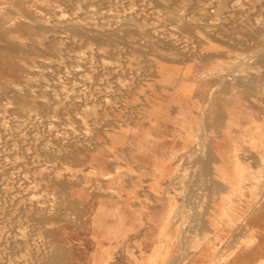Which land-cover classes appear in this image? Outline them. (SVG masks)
I'll return each mask as SVG.
<instances>
[{
    "label": "rangeland",
    "instance_id": "1",
    "mask_svg": "<svg viewBox=\"0 0 264 264\" xmlns=\"http://www.w3.org/2000/svg\"><path fill=\"white\" fill-rule=\"evenodd\" d=\"M145 1L139 0L138 3L137 0H0V18L3 19L0 25V92H2L0 115L3 116L2 118L0 116L2 119H0V141L3 142H0L1 155L3 152V155H0V173L2 172L0 186H4L0 187V247L3 244V248H0V264L3 262V264H48V256L52 251L56 252L60 259L55 264H264V157L257 151L242 148L239 141L240 134L254 129L255 123H262L264 126V96L261 94L264 88L262 72L264 52L259 51L264 44V25L262 26L264 0H244L245 2L239 0L240 11L249 5L248 9L243 10L244 13L248 11L245 13L248 17L246 18L241 11L234 25L226 14L218 13L217 9L211 7V2L214 0H209L210 2L199 0L196 4H188L189 2L184 0H147L146 3ZM137 3L140 4L139 7ZM254 3L259 5L253 6ZM206 4L210 6L207 7ZM206 7L209 10L206 11ZM13 11H17L18 14ZM207 12L208 15L205 14ZM128 13L134 14L131 16L132 23L127 25L116 23ZM73 16L77 17V21L80 19L81 27H70L69 24L64 23ZM79 16L83 17L82 20ZM224 16L226 20L221 18ZM253 16L256 18L253 19ZM30 18L34 19L33 22ZM134 18L136 19L133 20ZM209 19L213 22L221 21L223 25L218 22L212 23ZM83 20L87 23H83ZM44 21L49 23V26H46ZM253 23L257 25L254 26ZM148 24H151L150 27ZM157 24L160 28L168 25L169 27L164 30L166 33L160 31L164 28H157ZM102 25L105 28L109 25L113 26L114 31L109 33L102 28ZM172 33L176 35L172 37ZM162 35H165L166 40ZM225 36L228 37V41H225ZM172 43L173 45L170 46ZM254 44H261V47L259 45L261 49ZM247 49L251 53H248ZM157 61L169 65L168 71L174 73L173 82H165L164 77H158ZM238 61L242 64L239 62V65ZM82 62L83 65L87 62L86 67ZM60 64L62 68L59 67ZM66 66L69 70L64 68ZM230 66L232 72L229 71ZM260 70L262 74L258 72ZM48 74L49 76H46ZM249 77L254 78L253 85L249 83ZM50 79L53 82H50ZM176 85L184 89L180 97L182 105L170 104L166 112L176 115L179 108L183 113L184 108L193 107L195 108L193 115L198 119L196 127L184 125V128L183 125H175L177 128L165 127L172 130L168 131L169 134L167 131L149 133L147 131L149 124L146 122L148 109L143 110L142 95L147 94L149 101H154L160 97H167L171 88ZM187 86L189 90L186 89ZM83 95L84 97H81ZM88 99L91 101L88 102ZM195 103L197 105H194ZM13 106L17 107L13 108ZM9 121L11 125L8 124ZM230 122L234 123V126ZM188 129H196V132L183 131ZM20 131L25 132L19 134ZM114 131L121 133V140L111 147L109 135ZM190 133L207 134L202 141L211 156L210 166L216 165L220 159L217 148L221 143L223 149H220V154L226 161L232 160L229 145L234 142L236 144L234 143L232 147L236 145L241 148L240 153L243 157L241 156L240 159L244 158L246 171L248 172L249 169L245 159L254 165L253 172L257 176H244L247 185L245 195H232L234 202L240 206L241 214L234 226L229 223V214L223 213V209L220 211V222H222L220 224L218 222L205 229L192 223L193 212L199 207L201 188L198 185L197 172L193 169L194 163L189 159V154L194 149V142L188 139ZM142 135L144 137H141ZM139 141L141 145H152L154 148L138 150L135 145ZM14 151L16 152L12 153ZM26 154L29 155L28 158ZM18 160L22 163L19 164ZM154 165L161 167V170L165 167L167 173L166 176H161L159 184L154 187L157 191L148 186L150 176H133L137 171L151 172ZM13 172L16 176L12 174ZM114 173L121 175L113 176ZM211 177L216 182L220 181L223 186L222 176ZM27 179L30 181L29 184ZM253 185L256 186L258 197L252 200L249 187ZM215 188L208 191L204 210L210 209V205L216 204L218 197L223 195ZM140 200L144 201L141 207ZM225 204L227 206L228 201L224 202ZM25 229L29 233L35 231V235L33 232L30 234L25 232ZM15 253L17 255H14Z\"/></svg>",
    "mask_w": 264,
    "mask_h": 264
},
{
    "label": "bare ground",
    "instance_id": "2",
    "mask_svg": "<svg viewBox=\"0 0 264 264\" xmlns=\"http://www.w3.org/2000/svg\"><path fill=\"white\" fill-rule=\"evenodd\" d=\"M36 1V0H35ZM67 1V0H66ZM106 1V0H105ZM108 1V0H107ZM110 1V0H109ZM124 1V0H123ZM139 0H137V2H138ZM142 1V0H141ZM147 1V0H146ZM146 1H145V3H146ZM184 1H188L189 3L188 4H190V3H192V4H196V3H198V1L199 0H184ZM183 1V2H184ZM209 1V0H208ZM244 1V0H243ZM260 1V0H259ZM159 2V1H158ZM164 2V1H163ZM175 2V1H174ZM210 2V1H209ZM239 0H214L213 2H211L212 4H211V7L213 8H215V10L217 9V11H218V13H223V15L224 14H226V16H228L231 20H232V24L234 25V23L236 22V20L237 19H239V17H240V12L241 11H243L244 9H248L247 7L249 6V5H245V4H243L244 6H246V8H244V6H242L244 9H241V11L239 10ZM245 2V1H244ZM247 2V1H246ZM249 2H252V1H249ZM248 2V3H249ZM22 3V2H21ZM86 4L88 3V2H85ZM125 3V2H124ZM139 3V2H138ZM137 3V4H138ZM141 3V2H140ZM145 3H144V5H145ZM149 3V2H148ZM172 3V2H171ZM206 3V2H205ZM242 3V2H241ZM247 3V4H248ZM262 3H264V2H262ZM10 4V3H9ZM84 4V3H83ZM95 4V3H94ZM136 4V3H135ZM150 4V3H149ZM168 4V3H167ZM255 5H253V6H256V4H258V3H254ZM65 5V4H64ZM109 5V4H108ZM139 5L140 4H138L137 5V7H139ZM143 5V6H144ZM209 5V4H208ZM259 5V4H258ZM257 5V6H258ZM1 6V5H0ZM2 6H4L3 4H2ZM83 6V5H82ZM104 6H105V4H104ZM142 6V5H141ZM140 6V7H141ZM180 6V5H179ZM190 6V5H189ZM206 6H207V4H206ZM210 6V5H209ZM209 6H207V7H209ZM252 6V5H251ZM85 7V6H84ZM128 7V6H127ZM136 7V6H135ZM158 7V6H157ZM165 7H166V5H165ZM168 7V6H167ZM207 7H206V11L207 10H209V8L207 9ZM263 7V6H262ZM1 8V7H0ZM83 8V7H82ZM98 8V7H97ZM100 8V7H99ZM131 9H132V7H130ZM160 8V7H159ZM212 8H210V9H212ZM213 8V9H214ZM258 8V7H257ZM260 9H261V6L259 7ZM258 8V9H259ZM4 9V8H3ZM116 9V8H115ZM134 9V8H133ZM162 10H164L163 8H161ZM167 9V8H166ZM165 9V10H166ZM178 9V8H177ZM253 9H256V8H254L253 7ZM260 9H259V11H260ZM263 10H264V8H262ZM100 10V9H99ZM120 10V9H119ZM122 10V9H121ZM136 10H138V8H136ZM142 10H143V8H142ZM157 10H158V8H157ZM205 10V9H204ZM257 10V9H256ZM62 11V10H61ZM67 11H68V8H67ZM76 11H78V10H76ZM126 11V10H125ZM172 11V10H171ZM170 11V12H171ZM184 11V10H183ZM262 11V10H261ZM8 13H9V11H7ZM13 12H16L17 13V11H13ZM146 12V11H145ZM163 12H165V11H162V13ZM169 12V11H168ZM180 12V11H179ZM210 12V11H209ZM246 12H248L247 10L245 11V13ZM258 12V11H257ZM68 13H70V12H68ZM79 13H81V12H79ZM154 13V12H153ZM158 13V12H157ZM167 13V12H166ZM174 12H172V14H173ZM244 13V11H243V15L245 14ZM18 14V13H17ZM93 14V13H92ZM205 14H207L208 15V12L207 13H205ZM205 14H203V15H205ZM212 14V13H211ZM214 14V13H213ZM251 14V13H250ZM262 14H263V11H262ZM261 14V15H262ZM9 14H7V16H8ZM76 15V14H75ZM81 15V14H80ZM91 15V14H90ZM103 15V14H102ZM134 15V14H133ZM132 14H130V13H128V14H126L122 19H120V20H118L116 23L117 24H120V23H122V24H125V25H127V24H130V23H132V17L131 16H133ZM147 15H149V14H147ZM174 15H176V14H174ZM173 15V16H174ZM188 15V14H187ZM190 15V14H189ZM246 15V14H245ZM10 16V15H9ZM28 16V15H27ZM105 16H106V14H105ZM177 16V15H176ZM175 16V17H176ZM192 16V15H191ZM196 16V15H195ZM213 16V15H212ZM211 16V17H212ZM219 16V15H218ZM226 16H224V17H221V18H225ZM263 16H264V14H263ZM262 16V17H263ZM22 17V16H21ZM60 17V16H59ZM76 17V16H75ZM99 18H101L100 16H98ZM159 17V16H158ZM165 17V16H164ZM194 17V16H193ZM248 16L246 15V18H247ZM254 17L255 16H253V19H254ZM262 17H260L261 19H262ZM10 18H12L11 16H10ZM24 18H26V16L24 17ZM37 18V17H36ZM72 18H74V16L72 17ZM70 19V20H67V21H65L64 23H67V24H69L70 25V27L71 26H73V27H81L80 26V19H79V21H77L76 19H77V17L76 18H74V19ZM79 18H81L80 16H79ZM83 18V17H82ZM82 18H81V20H82ZM152 18V17H151ZM153 18H154V16H153ZM178 18H180L179 17V14H178ZM195 18H197V16L195 17ZM207 18H209V16H207ZM217 18H219V17H217ZM237 18V19H236ZM242 19H243V17H241ZM256 18V17H255ZM102 19V18H101ZM105 19V18H104ZM111 19V18H110ZM136 18H134L133 20H135ZM150 19V18H149ZM168 19V18H167ZM176 19H177V17H176ZM203 19V18H202ZM220 19V18H219ZM218 19V20H219ZM249 19H252V18H249ZM248 19V20H249ZM257 19H259V18H257ZM34 20V19H33ZM33 20H31V18H30V21H32L33 22ZM39 20V19H38ZM47 20V19H46ZM85 20V19H84ZM84 20L82 21L83 23H87V22H84ZM100 20V19H99ZM107 20V19H106ZM151 20V19H150ZM156 20V19H155ZM154 20V21H155ZM172 20V19H171ZM174 20V19H173ZM181 20V19H180ZM195 20V19H194ZM197 20V19H196ZM209 20H211V19H209ZM209 20H207V21H209ZM225 20H226V18H225ZM244 20V19H243ZM247 20V21H248ZM29 21V20H28ZM42 21V20H41ZM40 21V22H41ZM98 21V20H97ZM111 21H112V19H111ZM146 21V20H145ZM145 21L143 22V23H145ZM153 21V22H154ZM159 21V20H158ZM161 21H162V18H161ZM186 21H188V20H186ZM212 21V23H214L213 22V20H211ZM220 21V20H219ZM253 21H255V22H257L256 20H253ZM264 21V20H263ZM48 22V21H47ZM52 22V21H51ZM141 22V21H140ZM147 22H148V20H147ZM176 22V21H175ZM191 22V21H190ZM200 22V21H199ZM218 22V21H217ZM217 22H215V23H217ZM221 22V21H220ZM220 22H218V23H220ZM223 22V21H222ZM242 22V21H241ZM249 22V21H248ZM3 23V19H1L0 18V25ZM43 23H46V21H44ZM91 24H92V22H90ZM99 23V22H98ZM102 23V22H101ZM136 23V22H135ZM143 23H141V25L143 24ZM167 23V22H166ZM230 23V22H229ZM251 23H252V21H251ZM259 23V22H258ZM262 23V22H261ZM37 24V23H36ZM47 25L46 26H49L48 24L49 23H46ZM52 24H54V23H52ZM51 24V25H52ZM100 24V23H99ZM98 24V25H99ZM108 24H110L109 22H108ZM138 24V23H137ZM140 24V23H139ZM168 24V23H167ZM167 24H163V25H167ZM196 24V23H195ZM205 24V23H204ZM209 24V23H208ZM221 24V23H220ZM45 25V24H44ZM50 25V26H51ZM66 25V24H65ZM82 25V24H81ZM88 25V24H87ZM86 25V26H87ZM98 25H97V27H98ZM101 25V24H100ZM149 25V27H150V25L151 24H148ZM156 25V24H155ZM158 25V27L157 28H160L159 27V24H157ZM197 25V24H196ZM202 25V24H201ZM221 25H223V23L221 24ZM253 25H254V23H253ZM255 25H257V23H255ZM254 25V26H255ZM259 25V24H258ZM264 24H262V26H263ZM35 26V25H34ZM41 26V25H40ZM39 26V27H40ZM57 26H58V24H57ZM59 26H60V24H59ZM83 26H84V24H83ZM89 26V25H88ZM87 26V27H88ZM95 26V25H94ZM94 26H93V28H94ZM103 26V25H102ZM216 26H217V24H216ZM238 26V25H237ZM251 26V25H250ZM42 27V26H41ZM62 27V26H61ZM66 27V26H65ZM96 27V26H95ZM139 27V26H138ZM166 27H169L168 25L166 26ZM165 27V28H166ZM198 27H199V24H198ZM227 27H228V25H227ZM239 27V26H238ZM46 28V27H45ZM89 28V27H88ZM102 28H105L104 26L102 27ZM146 28V27H145ZM144 28V29H145ZM152 29H153V27H151ZM161 28H164V27H162L161 26ZM160 28V29H161ZM165 28L163 29V30H160V31H164L165 30ZM226 28V27H225ZM240 28V27H239ZM91 29H92V27H91ZM95 29H97V28H95ZM100 29V28H99ZM143 29V28H142ZM167 29V28H166ZM169 29V28H168ZM201 29H203V28H201ZM228 29V28H227ZM50 30V29H49ZM105 30L106 31H108L109 33H112L113 31H114V29H113V26H110L109 25V27H107V28H105ZM146 30H147V28H146ZM155 30V29H154ZM171 30H173V29H171ZM221 30V29H220ZM229 31H231L230 29H228ZM240 30V29H239ZM124 31V30H123ZM151 31V30H150ZM223 31H225V30H223ZM229 31H228V33H229ZM242 31V30H241ZM69 32V31H68ZM78 32V31H77ZM116 32V31H115ZM152 32V31H151ZM165 32V31H164ZM168 32V31H167ZM211 32H214V31H212L211 30ZM216 32H218V30H216ZM243 32V31H242ZM120 33H122V32H120ZM124 33H126V32H124ZM153 33V32H152ZM158 33V32H157ZM162 34H164L163 32H161ZM166 33V32H165ZM169 33H171V32H169ZM249 34H251L250 32H248ZM72 34V33H71ZM123 34V33H122ZM168 34V33H167ZM175 33H172V37H173V35H174ZM202 34V33H201ZM205 34V33H204ZM238 34V33H237ZM75 35V34H74ZM93 35V34H92ZM98 35V34H97ZM176 35V34H175ZM199 35V34H198ZM203 35V34H202ZM218 35V34H217ZM220 35V34H219ZM50 36V35H49ZM158 36V35H157ZM162 36H164V39H165V35H162ZM178 36V35H177ZM176 36V37H177ZM180 36V35H179ZM200 36V35H199ZM248 36V35H247ZM246 36V37H247ZM160 36H158V38H159ZM259 37V36H258ZM84 38V37H83ZM186 38V37H185ZM225 38H226V36H225ZM228 38V37H227ZM227 38H226V40L225 41H228L227 40ZM238 38H240V37H238ZM262 38V37H261ZM264 38V37H263ZM69 39V38H68ZM135 39V38H134ZM145 39V38H144ZM160 39V38H159ZM163 39V38H162ZM170 39V38H169ZM182 39V38H181ZM193 39V38H192ZM196 39V38H195ZM222 39V38H221ZM242 39V38H241ZM252 39V38H251ZM256 39V38H255ZM254 39V40H255ZM78 40H79V38H78ZM136 40H139V39H136ZM148 39H146V41H147ZM156 41L157 42V40L156 39H153V41ZM166 40V39H165ZM164 40V41H165ZM224 40V39H223ZM233 40H235V39H233ZM245 40V39H244ZM254 40H252V41H254ZM257 40V39H256ZM45 41H47V40H45ZM50 41H51V39H50ZM71 41H72V39H71ZM79 41H81V39L79 40ZM89 41V40H88ZM161 41V40H160ZM180 41V40H179ZM186 41H188V40H186ZM232 41V40H231ZM247 41H248V39H247ZM263 41V40H262ZM82 42V41H81ZM81 42H79V43H81ZM86 42V41H85ZM84 42V43H85ZM89 42H92L91 40L89 41ZM140 42V41H139ZM163 42V41H162ZM178 42V41H177ZM176 42V43H177ZM195 42V41H194ZM251 42V41H250ZM257 42V41H256ZM255 42V43H256ZM264 42V41H263ZM32 43V42H31ZM47 43V42H46ZM72 43V42H71ZM74 43H76V42H74ZM78 43V44H79ZM84 43H82L83 44V46H84ZM148 43V42H147ZM168 42H166V44H167ZM189 43H191V42H189ZM197 43V42H196ZM240 43H242L241 41H240ZM244 43V42H243ZM68 44H70V43H68ZM163 44H165L164 42H163ZM179 44H180V42H179ZM178 44V45H179ZM194 44V43H193ZM192 44V45H193ZM261 44H263V43H261ZM261 44H254L255 46H258V48H260L261 47ZM151 45V44H150ZM171 45H173V43L172 44H170V46ZM176 45V44H175ZM180 45H182V44H180ZM188 45V44H187ZM187 45H185V46H187ZM241 45V44H240ZM239 45V46H240ZM243 45V44H242ZM245 45V44H244ZM259 45H260V47H259ZM82 46V45H81ZM188 46H190V44L188 45ZM252 46H253V44H252ZM27 47L29 48V46L27 45ZM126 47V46H125ZM195 47V46H194ZM48 48H49V46H48ZM47 48V49H48ZM65 48V47H64ZM111 48V47H110ZM172 48V47H171ZM175 48V47H174ZM240 48V47H239ZM254 48V47H253ZM252 48V49H253ZM257 48V47H256ZM126 49V48H125ZM128 49V48H127ZM194 49H196V48H194ZM193 49V50H194ZM255 49V48H254ZM261 49V48H260ZM49 50V49H48ZM63 50V49H62ZM109 50V49H108ZM178 50V49H177ZM256 50H259V49H256ZM64 51V50H63ZM91 51H92V49H91ZM126 51V50H125ZM179 51V50H178ZM180 51H181V49H180ZM191 51V50H190ZM247 52H248V49L246 50ZM259 51H262V52H264V44H263V47H262V49L261 50H259ZM50 52H52V50L50 51ZM93 52V51H92ZM124 52V51H123ZM193 52V51H192ZM252 52H255V51H252ZM64 53V52H63ZM97 53V52H96ZM99 53V52H98ZM122 53V52H121ZM194 53V52H193ZM248 53H251V52H248ZM259 53V52H258ZM257 53V54H258ZM65 54V53H64ZM94 54H95V52H94ZM105 54V53H104ZM253 54V53H252ZM73 55V54H72ZM71 55V56H72ZM97 55V54H96ZM108 55H110V54H108ZM112 55V54H111ZM256 55V54H255ZM83 56V55H82ZM81 56V57H82ZM186 56V55H185ZM73 57V56H72ZM83 57H86V56H83ZM82 57V58H83ZM113 57V56H112ZM244 57H246V56H244ZM90 58V57H89ZM92 58V57H91ZM251 58V57H250ZM259 58V57H258ZM65 59H66V57H65ZM69 59V58H68ZM68 59H67V61L66 62H68ZM98 59V58H97ZM253 60H254V58H252ZM39 60V59H38ZM76 60V59H75ZM91 60V59H90ZM249 60V59H248ZM258 60V59H257ZM85 61H88V60H85ZM94 61H96V60H94ZM122 61H123V59H122ZM259 61V60H258ZM37 62V61H36ZM239 62L240 61H238L237 63L239 64ZM257 62V61H256ZM260 62V61H259ZM262 65H264V59L262 60ZM38 63V62H37ZM80 63H81V61H80ZM87 63V62H86ZM85 63V64H86ZM90 63V62H89ZM98 63H101V62H98ZM236 63V64H237ZM241 63V62H240ZM254 63V62H253ZM52 64V63H51ZM85 64L83 65V62H82V65L83 66H85ZM237 64V65H238ZM242 64V63H241ZM261 64V63H260ZM38 65H39V63H38ZM54 65V64H53ZM94 65V64H93ZM97 65V64H96ZM95 65V66H96ZM235 65V64H234ZM240 65V64H239ZM244 65V64H243ZM258 65V64H257ZM261 65V66H262ZM62 65L60 64V66L59 67H61ZM67 66H68V63H67ZM67 66L66 67H64V68H67ZM99 66V65H98ZM254 66H256V65H254ZM86 67V66H85ZM84 67V68H85ZM97 67V66H96ZM210 67V66H209ZM234 67H236V66H234ZM62 68V67H61ZM60 68V69H61ZM232 68H233V65H232ZM231 66H230V70L229 71H231ZM237 68V67H236ZM235 68V69H236ZM259 67L257 66V69H258ZM261 68V67H260ZM264 68V67H263ZM71 69H73V68H71ZM168 69H169V65L168 64H166L165 62H163V61H157V75H158V77H164V81L165 82H169V83H171V82H173V75H174V73H170L169 71H168ZM37 70V69H36ZM46 70V69H45ZM44 70V71H45ZM62 70V69H61ZM67 70H69L68 68H67ZM83 70V69H82ZM187 70H189V67H187ZM251 70V69H250ZM259 70V69H258ZM34 71H35V69H34ZM57 71V70H56ZM55 71V72H56ZM98 71V70H97ZM214 71H216V70H214ZM247 71H249V70H246V72ZM255 71V70H254ZM35 72H37V71H35ZM100 72V71H99ZM218 72V71H217ZM232 72V71H231ZM240 72V71H239ZM258 72H260V74H262L261 73V70L260 71H258ZM263 73H264V71H262ZM48 73H49V71H48ZM76 73V72H75ZM94 73H96V72H94ZM219 73L221 74V71L219 70ZM219 73H218V75H219ZM227 73H228V71H227ZM236 73H237V71H236ZM236 73H235V75H236ZM51 74V73H50ZM225 74H226V72H225ZM231 74V73H230ZM233 74V73H232ZM240 74V73H239ZM242 74V73H241ZM258 74V73H257ZM54 75H55V73H54ZM64 75V74H63ZM126 75V74H125ZM234 75V74H233ZM234 75V76H235ZM46 76H49V74L48 75H46ZM60 76H61V73H60ZM59 76V77H60ZM71 76V75H70ZM74 76H75V74H74ZM78 76V75H77ZM119 76V75H118ZM240 76V75H239ZM238 76V78H240ZM261 76V75H260ZM63 77V76H62ZM61 77V78H62ZM65 77V76H64ZM63 77V78H64ZM73 77V76H72ZM111 76H109V78H110ZM211 77V76H210ZM218 77V76H217ZM258 77V76H257ZM263 77H264V74H263ZM67 78V77H66ZM70 78V77H69ZM219 78V77H218ZM227 78V77H226ZM237 78V79H238ZM72 79V78H71ZM105 79V78H104ZM225 79V78H224ZM258 79H260V78H258ZM69 80V79H68ZM231 80V79H230ZM234 80H236V79H234ZM52 80L50 79V82H51ZM242 81H243V79H242ZM248 81H249V83H252V85H253V82L255 81L254 80V78L253 77H249V79H248ZM39 82H41V81H39ZM53 82V81H52ZM42 83V82H41ZM256 83V82H255ZM80 84V83H79ZM154 84V83H153ZM246 84V83H245ZM256 84H258V83H256ZM33 85H34V83H33ZM91 85V84H90ZM63 86V85H62ZM82 86V85H81ZM85 86V85H84ZM89 86V85H88ZM92 86V85H91ZM25 87V86H24ZM59 87V86H58ZM68 87V86H67ZM83 87V86H82ZM90 87V86H89ZM3 88V87H2ZM26 88V87H25ZM91 88V87H90ZM1 89V88H0ZM4 89V88H3ZM2 89V90H3ZM41 89V88H40ZM55 89V88H54ZM56 89H57V86H56ZM69 89V88H68ZM93 89V88H92ZM156 89V88H155ZM186 89L187 90H189L190 88H189V86H187L186 87ZM11 90V89H10ZM50 90V89H49ZM5 91V90H4ZM14 91V89H12V91L11 92H13ZM60 91V90H59ZM85 91V90H84ZM50 92V91H49ZM147 92V91H146ZM213 92V91H212ZM235 92V91H234ZM2 92H0V94H1ZM7 93V92H6ZM9 93V92H8ZM116 93V92H115ZM12 94V93H11ZM63 94V93H62ZM65 94V93H64ZM68 94V93H67ZM71 94V93H70ZM69 94V95H70ZM76 94V93H75ZM121 94V93H120ZM212 94V93H211ZM210 94V95H211ZM261 94H263V96H264V88H263V90L261 91ZM49 95V94H48ZM60 96H61V94H59ZM74 95V94H73ZM118 95V94H117ZM9 96V95H8ZM113 96V95H112ZM262 96V95H261ZM62 97V96H61ZM60 97V98H61ZM81 97H84V95L83 96H81ZM260 97V96H259ZM113 98V97H112ZM262 98V97H261ZM67 99V98H66ZM65 99V100H66ZM79 99H84V98H80L79 97ZM149 97H148V95L147 94H143L142 95V100H143V104H144V107H143V110L144 111H146L147 109L149 110V109H152V108H155L156 107V105L153 103V101H149ZM52 100H54V99H52ZM68 100V99H67ZM66 100V101H67ZM100 100H102V99H100ZM43 101V100H42ZM63 101H64V99H63ZM77 101V100H76ZM81 102H82V100H80ZM91 101V100H90ZM89 101V99H88V102H90ZM99 101V100H98ZM185 101V100H184ZM15 102H16V100H15ZM47 102V101H46ZM53 102H55V101H53ZM60 102V101H59ZM70 102V101H69ZM87 102V101H86ZM240 102V101H239ZM247 102V101H246ZM49 103H51V101H49ZM58 103V102H57ZM77 103V102H76ZM38 104H39V102H38ZM165 105V104H164ZM242 105V104H241ZM10 106V105H9ZM105 106V105H104ZM109 106V105H108ZM7 107V106H6ZM17 106H13V108H16ZM57 107V106H56ZM59 107V106H58ZM57 107V108H58ZM61 107V106H60ZM69 107V106H68ZM83 107V106H82ZM113 107V106H112ZM4 108V107H3ZM19 108V107H18ZM49 108V107H48ZM74 109V107H71V109ZM78 109H79V107H77ZM77 108H75V109H77ZM85 108V107H84ZM182 108V107H181ZM10 109H12V107L10 108ZM10 109H9V111H10ZM69 109V108H68ZM106 109V108H105ZM178 109V108H177ZM180 109V108H179ZM178 109V110H179ZM7 110V109H6ZM188 110V109H187ZM49 111H50V109H49ZM61 111V110H60ZM64 111V110H63ZM70 111V110H69ZM160 111V110H159ZM170 111V110H169ZM174 111V110H173ZM200 111V110H199ZM32 112V111H31ZM109 112V111H108ZM149 112V111H148ZM242 112V111H241ZM240 112V113H241ZM11 113V112H10ZM10 113H9V116H10ZM33 113H34V111H33ZM33 113H30V114H33ZM41 113H42V111H41ZM41 113H39V114H41ZM60 113V112H59ZM142 113V112H141ZM153 112H150V114H152ZM245 113V112H244ZM7 114V113H6ZM5 114V116L4 117H6L7 115ZM80 114V113H79ZM144 114V113H143ZM180 114V113H179ZM242 114V113H241ZM60 115V114H59ZM183 115V114H182ZM182 115H180V116H182ZM1 116V118L3 117L2 115H0ZM9 116H8V118H9ZM30 116H32V115H30ZM42 116V115H41ZM40 116V117H41ZM179 116V115H178ZM233 116V115H232ZM33 117V116H32ZM35 117V116H34ZM40 117H39V119H40ZM43 117V116H42ZM162 117V116H161ZM246 117H247V115H246ZM250 117V116H249ZM0 118V119H1ZM73 118H74V116H73ZM148 118V117H147ZM153 118V117H152ZM171 118V117H170ZM179 118V117H178ZM11 119V118H10ZM16 119V118H15ZM86 119V118H85ZM185 119V118H184ZM230 119V118H229ZM2 120V119H1ZM9 120V119H8ZM14 120V119H13ZM17 120V119H16ZM21 120V119H20ZM35 120V119H34ZM42 119H40L39 121H41ZM51 121H52V119H50ZM148 120V119H147ZM169 120V119H168ZM172 120V119H171ZM253 120V119H252ZM11 121V120H10ZM10 121L8 122V124L10 123ZM38 121V122H39ZM45 121V120H44ZM54 121H56V120H54ZM152 121V120H151ZM189 121V120H188ZM233 121V120H232ZM236 121V120H235ZM239 121V120H238ZM141 122V121H140ZM150 122V121H149ZM156 122V121H155ZM161 122V121H160ZM257 122V121H256ZM13 123V122H12ZM32 123H33V121H32ZM36 123V122H35ZM54 123V122H53ZM138 123V122H137ZM171 123V122H170ZM231 124H232V122H230ZM28 124H29V122H28ZM39 124V123H38ZM45 124V123H44ZM57 124V123H56ZM139 124V123H138ZM137 124V125H138ZM151 124V123H150ZM158 124V123H157ZM166 124H167V122H166ZM234 124V123H233ZM232 124V125H233ZM240 124V122L238 123V125ZM10 125H11V123H10ZM26 125V124H25ZM47 125V128H48V124H46ZM75 125H77V124H75ZM155 125V124H154ZM227 125H229V124H227ZM29 126V125H28ZM146 126H147V124H146ZM165 126V125H164ZM172 125H170V127H171ZM234 126V125H233ZM7 127V126H6ZM23 127V126H22ZM67 127V126H66ZM76 127H78L79 128V126H76ZM152 127V126H151ZM155 127V126H154ZM184 127V126H183ZM232 127V126H231ZM236 127H239V126H236ZM254 129H249V130H246L247 132H243V133H241L240 134V136H239V141H240V143H241V145L240 146H242V148L244 147H246V148H248V151H251V150H253V151H257V153H259V154H263L262 156L264 157V126H263V124L262 123H255L254 124ZM33 128V127H32ZM39 128V127H38ZM45 128V127H44ZM60 128V127H59ZM142 128V127H141ZM167 128H168V126H167ZM177 128V127H176ZM185 128V127H184ZM20 129H21V127H20ZM28 129V128H27ZM67 129V128H66ZM138 129V128H137ZM140 129V128H139ZM138 129V130H139ZM149 129V128H148ZM154 129V128H153ZM152 129V130H153ZM173 129V128H172ZM203 129V128H202ZM229 129V128H228ZM227 129V130H228ZM1 130H2V128H1ZM14 130V129H13ZM22 130V129H21ZM28 130H30V129H28ZM27 130V131H28ZM35 130V129H34ZM41 130V129H40ZM53 130V129H52ZM68 130V129H67ZM80 130V129H79ZM141 130V129H140ZM157 130V129H156ZM181 130V129H180ZM26 131V130H25ZM25 131H23V132H21L20 131V133L19 134H22V133H24ZM32 131H33V129H32ZM39 131V130H38ZM46 131V130H45ZM69 131V130H68ZM170 131H171V129H170ZM211 131V130H210ZM232 131V130H231ZM230 131V132H231ZM235 131V130H234ZM17 132H19V131H17ZM17 132H15V133H17ZM40 132V131H39ZM80 132V131H79ZM138 132V131H137ZM136 132V133H137ZM143 132H145V131H143ZM161 132H164V131H161ZM182 132V131H181ZM180 132V133H181ZM205 132V131H204ZM227 132V131H226ZM14 133V132H13ZM61 133H62V131H61ZM150 133V132H149ZM154 133V132H153ZM156 133V132H155ZM167 133H168V131H167ZM177 133V132H176ZM186 133V132H185ZM188 133V132H187ZM228 133V132H227ZM233 133V132H232ZM12 134V133H11ZM63 134V133H62ZM85 134V133H84ZM84 134H83V136H84ZM138 134V133H137ZM147 134V133H146ZM169 134V133H168ZM7 135H10V134H7ZM17 135H18V133H17ZM29 135H30V133H29ZM60 135V134H59ZM82 135V134H81ZM86 136H87V134H85ZM132 135H134V134H132ZM159 136H160V134H158ZM175 135H177V134H175ZM232 135V138L234 139V137H233V134H231ZM239 135V134H238ZM1 136V135H0ZM47 136V135H46ZM147 136V135H146ZM162 136V135H161ZM164 136H165V133H164ZM169 136V135H168ZM207 136V134H205V133H190L189 134V136H188V139H189V141H191V142H194V149H192L191 150V152H190V154H189V159L192 161V163H194V168L193 169H195L196 170V172H197V174H196V176H198V179H199V181H198V185H200V188H201V195L199 196V198H200V203H199V207H198V209L196 210V211H194L193 212V224H194V226H198V227H202V228H205V229H208V227H210V225H216L218 222H219V224L220 223H222V222H220L221 221V213H220V211L223 209V213H225V214H229V219H230V224L232 225V226H234L235 225V221L237 220V219H239L240 218V216H241V214L239 213L240 211H239V208H240V206L239 205H237L235 202H234V200H233V197H232V195H240V196H243V195H245V189H247V185L245 184V180L246 179H244V176H257V175H255V173L253 172V168H254V165H253V163L251 162V161H247V159H245V161L247 162L246 164L248 165V169H249V171L247 172L246 170H247V168L245 167V165H244V158L243 159H240L241 158V156L243 157V155H241V153H240V150H241V148H240V146H234V147H232V145L235 143H232L231 144V146L229 145V149H230V151L229 152H231L232 153V160L230 159V161H226L223 157H222V155L220 154L221 153V150L220 149H223V147H222V144L223 143H221V144H219V146H218V154H219V158L220 159H218L217 161H218V163L216 164V165H213V166H210L209 165V160H210V158H211V156H210V154L208 153V151L205 149V145H204V142L202 141L203 140V138L204 137H206ZM21 137V136H20ZM25 137V136H24ZM30 137V136H29ZM29 137H27V138H29ZM33 137V136H32ZM69 137V136H68ZM68 137H66V138H68ZM141 137H144L143 135L141 136ZM153 137H155V136H153ZM171 137V136H170ZM228 137V136H227ZM26 138V139H27ZM44 138H45V135H44ZM59 139H60V137H58ZM80 138V137H79ZM132 138V137H131ZM138 138V137H137ZM156 138V137H155ZM165 138V137H164ZM179 138V137H178ZM32 139V138H31ZM43 138H41V140H42ZM53 140L55 139V138H52ZM57 139V138H56ZM147 139V138H146ZM158 139V138H157ZM162 139V138H161ZM173 139V138H172ZM231 139V138H230ZM8 140V139H7ZM22 140V139H21ZM66 140V139H65ZM68 140V139H67ZM73 140H74V138H73ZM73 140H71V142L73 141ZM120 140H121V133L120 132H118V131H114V132H112V133H110V135H109V143H110V145H111V147L112 146H115L116 144H118L119 142H120ZM2 141V140H1ZM0 141V142H1ZM17 141H18V139H17ZM156 141V140H155ZM26 142V141H25ZM24 142V143H25ZM36 142H38V144L40 145V143H39V140H37ZM64 142V141H63ZM134 142V141H133ZM219 143H220V141H218ZM225 142V141H224ZM227 142V141H226ZM238 142V141H237ZM1 143H3V142H1ZM23 143V144H24ZM27 143V142H26ZM56 143V142H55ZM139 143H140V141H139ZM143 143V142H142ZM168 143V142H167ZM178 143V142H177ZM19 144V143H18ZM71 144V143H70ZM143 144H145V143H143ZM157 144H158V142H157ZM171 144V143H170ZM179 144V143H178ZM236 144V143H235ZM11 145V144H10ZM22 145V144H21ZM135 145V144H134ZM160 145V144H159ZM162 145V144H161ZM175 145H176V142H175ZM2 146V144L0 145V147ZM6 146V145H5ZM20 146V145H19ZM18 146V147H19ZM29 146H30V144H29ZM36 146V145H35ZM47 146V145H46ZM136 146V145H135ZM144 146V145H143ZM146 146V145H145ZM144 146V147H145ZM148 146L149 145H147V149H148ZM177 146V145H176ZM182 146V145H181ZM21 148L23 147V146H20ZM32 147V146H31ZM38 147H41V146H38ZM138 147V146H137ZM136 147V148H137ZM160 147V146H159ZM164 147V146H163ZM167 147V146H166ZM165 147V148H166ZM24 148V147H23ZM143 148V147H142ZM43 149V148H42ZM52 149H54V148H52ZM162 150H163V148H161ZM173 149V148H172ZM18 150V149H17ZM31 150H32V148H31ZM47 150V149H46ZM45 150V151H46ZM139 150V149H138ZM158 150V149H157ZM156 150V151H157ZM174 150V149H173ZM225 150V149H224ZM244 150V149H243ZM42 151V150H41ZM41 151H40V153H41ZM49 151V150H48ZM145 151V150H144ZM150 151V150H149ZM148 151V152H149ZM155 151V152H156ZM16 151H14V152H12V153H15ZM17 152H19V150L17 151ZM31 152V151H30ZM29 152V153H30ZM33 152V151H32ZM31 152V153H32ZM53 152V151H52ZM65 152V151H64ZM158 152V151H157ZM165 152V151H164ZM176 152V151H175ZM11 153V152H10ZM10 153H8V155H10ZM30 153V154H31ZM43 153V152H42ZM50 153V152H49ZM55 152H53V154H54ZM72 153V152H71ZM131 153V152H130ZM160 153V152H159ZM163 153V152H162ZM230 153V154H231ZM243 153V152H242ZM47 154V157H49L48 156V153H46ZM56 154V153H55ZM54 154V155H55ZM62 154V153H61ZM133 154V153H132ZM156 154V153H155ZM158 154V153H157ZM167 154H170V153H167ZM223 154H224V152H223ZM0 155H1V153H0ZM2 155H3V152H2ZM1 155V156H2ZM19 155V154H18ZM27 155V154H26ZM57 155V154H56ZM134 155V154H133ZM166 155V154H165ZM11 156V155H10ZM28 156L29 155H27L26 156V158H28ZM159 156H160V154H159ZM163 156V155H162ZM173 156V155H172ZM251 156V155H250ZM34 157V156H33ZM32 157V158H33ZM44 157V156H43ZM133 157H135V156H133ZM137 157V156H136ZM169 157V156H168ZM225 157H227V156H225ZM8 158H9V156H8ZM138 159H139V157H137ZM164 158V157H163ZM162 158V159H163ZM40 159V158H39ZM42 159V158H41ZM168 159V158H167ZM0 160H1V157H0ZM27 160V159H26ZM49 160V159H48ZM242 160V161H241ZM4 161V160H3ZM19 161V160H18ZM41 161H43V160H41ZM212 161V160H211ZM16 163H17V161H16ZM21 163H22V161H21ZM20 163V161H19V164H21ZM26 163H29V161H26ZM143 163H144V160H143ZM158 163H159V161H158ZM13 165H15L14 163H12ZM18 164V163H17ZM145 164V163H144ZM39 165V164H38ZM147 165V164H146ZM10 166V165H9ZM34 166H36V165H34ZM149 166V165H148ZM152 166V165H151ZM8 167V166H7ZM32 167V166H31ZM31 167H29V168H31ZM37 167V166H36ZM43 167V166H42ZM48 167V166H47ZM9 168V167H8ZM11 168V167H10ZM20 168H22V167H20ZM5 169H6V167H5ZM4 169V170H5ZM12 169V168H11ZM32 169V168H31ZM30 169V170H31ZM8 170V169H7ZM6 170V173H8V171ZM29 170V171H30ZM29 171H28V173H29ZM192 171V170H191ZM67 172V171H66ZM119 172V171H118ZM163 172V169L161 170V167H159L158 165L156 166V165H154L153 166V169H152V171L151 172H148L149 173V175H150V183H149V188H151V189H153V190H156V188H154L155 186H157V184H159V181H160V179H161V173ZM5 173V172H4ZM5 173V174H6ZM15 172H13L12 174H14ZM50 173H51V170H50ZM257 173H258V171H257ZM260 173V172H259ZM1 175H2V172L0 173ZM42 175H43V173H41ZM144 171H137V173H135V174H133V176H144ZM8 175H9V173H8ZM7 175V176H8ZM15 175V174H14ZM29 175H30V173H29ZM41 175V176H42ZM45 175V174H44ZM121 174L119 173L118 175L116 174V173H114L113 174V176H120ZM123 175V174H122ZM125 175V174H124ZM174 174H172V176H173ZM191 175V174H190ZM262 175V174H261ZM16 176V175H15ZM46 176V175H45ZM211 176H216V177H218V176H222V179H223V181L221 180V183L223 184V186L220 184V181L219 182H216L215 180H213V178L211 177ZM10 177V176H9ZM19 177V176H18ZM36 177V176H35ZM43 177V176H42ZM52 177V176H51ZM149 177V176H148ZM44 178V177H43ZM116 178H118V177H116ZM191 178V177H190ZM15 179H16V177H15ZM14 179V180H15ZM45 179V178H44ZM143 179V178H142ZM219 179V178H218ZM24 180V179H23ZM28 181H27V183L28 182H30L29 181V179H27ZM48 180V179H47ZM135 180V179H134ZM49 181V180H48ZM16 182H17V180H16ZM21 182V181H20ZM19 182V183H20ZM26 182V181H25ZM59 182V181H58ZM117 182V181H116ZM131 182H132V180H131ZM138 182V181H137ZM191 182V181H190ZM258 182V181H257ZM2 183V182H1ZM36 183V182H35ZM42 183V182H41ZM136 183V182H135ZM141 183V182H140ZM189 183V182H188ZM249 183V182H248ZM21 184V183H20ZM29 184V183H28ZM114 184V183H113ZM117 184V183H116ZM1 185H4V184H1ZM13 185H15V184H13ZM23 185H25V183L23 184ZM22 185V186H23ZM27 185V184H26ZM31 185H33V184H31ZM119 185V184H118ZM139 185H141V184H139ZM138 185V186H139ZM197 185V184H196ZM16 186V185H15ZM28 186H30V185H28ZM81 186V185H80ZM117 186V185H116ZM161 186H162V184H161ZM189 186H191V183L189 184ZM0 187H4V186H0ZM81 187H83V186H81ZM108 188H109V186H107ZM137 187V186H136ZM216 187V188H215ZM28 188L29 187H27V190H28ZM40 188H42V187H40ZM107 188V189H108ZM112 188V187H111ZM128 188V187H127ZM186 188V187H185ZM217 189V190H219L220 192H222L223 193V195H221V196H219L218 197V199H217V202H216V204H212V205H210V209H207V210H204L205 209V206H206V203H207V193H208V191L210 190V189ZM78 189H80V188H78ZM199 189V188H198ZM257 189H258V187H257ZM261 189V188H260ZM12 190H14V189H12ZM162 190V189H161ZM196 190V189H195ZM263 190V189H262ZM30 191H31V189H30ZM157 191V190H156ZM193 191V190H192ZM33 192V191H32ZM31 192V193H32ZM72 192H74V191H72ZM76 192V191H75ZM79 192V191H78ZM263 192V191H262ZM133 193V192H132ZM27 194V193H26ZM43 194V193H42ZM157 194V193H156ZM155 194V195H156ZM159 194H160V192H159ZM5 195V194H4ZM23 195V194H22ZM249 195H250V197H251V199L253 200L255 197H258V192H257V190H256V186L255 185H253L252 187H249ZM35 196V195H34ZM134 196V195H133ZM181 196H182V194H181ZM18 197V196H17ZM32 197V196H31ZM48 198V197H47ZM86 198V197H85ZM104 198V197H103ZM184 198V197H183ZM15 199V198H14ZM13 199V200H14ZM187 199V198H186ZM40 200H41V198H40ZM11 201V200H10ZM39 201V200H38ZM228 201V204H227V206H226V204L224 205V202H227ZM14 202V201H13ZM73 202V201H72ZM102 202V201H101ZM144 202V201H143ZM143 202L140 200L139 201V206L141 207V206H143ZM252 202V201H251ZM35 203V202H34ZM104 203V202H103ZM242 203V202H241ZM12 204V203H11ZM33 204V203H32ZM39 204H41V202L39 203ZM109 204V203H108ZM249 204H251V203H249ZM103 205V204H102ZM101 205V206H102ZM225 206V207H224ZM17 207V206H16ZM55 207V206H54ZM67 207V206H66ZM120 207V206H119ZM127 207V206H126ZM171 207H172V209H174V207H173V204H171ZM19 208H20V206H19ZM108 208V207H107ZM249 208H250V206H249ZM120 209V208H119ZM124 209V208H123ZM242 209V208H241ZM251 209V208H250ZM260 209V208H259ZM21 210V209H20ZM70 210V209H69ZM72 210V209H71ZM178 210V209H177ZM33 211H34V208H33ZM107 211H108V209H107ZM117 211V210H116ZM120 211V210H119ZM132 211V210H131ZM180 211V210H179ZM257 211V210H256ZM7 212V211H6ZM70 212V211H69ZM112 212H113V209H112ZM129 212V211H128ZM140 212V211H139ZM174 212V211H173ZM63 213V211L61 212V214ZM131 213V212H130ZM59 214V213H58ZM111 214V213H110ZM114 214V213H113ZM120 214V213H119ZM182 214V213H181ZM32 215V214H31ZM57 215V214H56ZM123 215V214H122ZM208 215H209V217H208ZM245 215V214H244ZM33 216V215H32ZM60 216V215H59ZM119 216V215H118ZM34 217V216H33ZM41 218H42V216H40ZM48 217H49V215H48ZM56 217V216H55ZM58 217V216H57ZM56 217V218H57ZM124 217V216H123ZM174 217V216H173ZM59 219H61L60 217H58ZM119 219V218H118ZM130 219V218H129ZM34 220V219H33ZM99 221V220H98ZM112 222V221H111ZM31 223V222H30ZM154 223V222H153ZM175 223V222H174ZM22 224H23V222H22ZM225 224V223H224ZM116 225V224H115ZM122 225V224H121ZM172 225V224H171ZM183 225V224H182ZM248 225V224H247ZM191 226V225H190ZM222 226V225H221ZM95 227V226H94ZM110 227V226H109ZM215 227V226H214ZM222 227H224V225L222 226ZM28 228H30V227H28ZM27 228V229H28ZM35 228V227H34ZM102 228V227H101ZM10 229H12V228H10ZM113 229V228H112ZM124 229V228H123ZM23 230V229H22ZM21 230V231H22ZM26 230V229H25ZM30 230H31V228H30ZM35 230H36V228H35ZM108 230V229H107ZM230 230V229H229ZM12 231V230H11ZM109 231V230H108ZM228 231V230H227ZM255 231V230H254ZM25 232H27V233H29L27 230L25 231ZM31 232H33V231H30V233ZM213 232V231H212ZM230 232V231H229ZM26 233V234H27ZM29 233V234H30ZM35 233V231L33 232V234ZM103 233V232H102ZM107 233V232H106ZM112 233V232H111ZM118 233V232H117ZM224 233V232H223ZM226 233V232H225ZM228 233V232H227ZM226 233V234H227ZM250 233V232H249ZM5 234V233H4ZM213 234V233H212ZM8 235V234H7ZM35 235V234H34ZM33 235V236H34ZM108 235V234H107ZM116 235H118V234H116ZM220 235V234H219ZM222 235V234H221ZM250 235V234H249ZM4 236V235H3ZM2 236V237H3ZM159 236V235H158ZM215 236V235H214ZM223 236H225V235H223ZM116 237V236H115ZM220 237V236H219ZM42 238V237H41ZM215 238H217V237H215ZM18 239V238H17ZM16 239V240H17ZM31 238H29V240H30ZM34 239H35V237H34ZM39 239V238H38ZM44 239V238H43ZM163 239V238H162ZM218 240H219V238H217ZM222 239V238H221ZM5 240V239H4ZM20 240V239H19ZM2 242H3V239L1 240ZM9 241V240H8ZM22 241V240H21ZM20 241V242H21ZM32 241H33V239H32ZM44 241H46V240H44ZM212 241V240H211ZM255 241V240H254ZM2 242H1V244H2ZM11 242H13L14 243V241H12L11 240ZM16 242V241H15ZM5 243V242H4ZM10 243V242H9ZM18 243H19V241H18ZM17 243V244H18ZM21 244V243H20ZM30 244V243H29ZM217 244V243H216ZM3 245V244H2ZM2 245H1V247H2ZM158 245V244H157ZM214 245H215V243H214ZM221 245V244H220ZM21 246V248H22V244L20 245ZM30 246V245H29ZM34 246V245H33ZM155 246V245H154ZM174 246V245H173ZM250 246V245H249ZM248 246V247H249ZM252 246V245H251ZM0 247V248H1ZM6 247V246H5ZM8 247V246H7ZM3 248V247H2ZM10 248H11V246H10ZM20 248V249H21ZM163 248V247H162ZM209 249V248H208ZM23 250V249H22ZM37 250V249H36ZM50 250H52V249H50ZM205 250V249H204ZM203 250V251H204ZM1 251V250H0ZM16 251H18V250H16ZM20 251V250H19ZM6 252V251H5ZM4 251H3V253H5ZM8 252V251H7ZM10 252V251H9ZM21 253H22V251H20ZM19 252V253H20ZM30 252V251H29ZM32 252V251H31ZM11 253H13V252H11ZM39 253V252H38ZM205 253V252H204ZM33 254V253H32ZM213 254V253H212ZM1 255H4V254H1ZM7 255H9V253H7ZM14 255H17V253H15ZM13 255V256H14ZM20 255V254H19ZM215 255V254H214ZM10 256V255H9ZM161 256V255H160ZM4 258H7V257H4ZM9 258V257H8ZM11 258V257H10ZM154 258V257H153ZM219 258V257H218ZM26 259V258H25ZM32 259V258H31ZM149 259V258H148ZM212 259V258H211ZM229 259V258H228ZM3 260H5V259H3ZM18 260H21V259H18ZM24 260V259H23ZM22 260V261H23ZM33 260V259H32ZM60 259H59V256H58V254H56V252H53L52 251V253L50 254V256H48V264H55L56 262H58ZM218 260V259H217ZM9 261V260H8ZM8 261H5L6 263L8 262ZM26 261V260H25ZM45 261V260H44ZM223 261V260H222ZM258 261V260H257ZM11 262V261H10ZM15 262V261H14ZM20 263H21V261H19ZM30 262V261H29ZM35 262V261H34ZM4 263V262H3ZM2 263V264H3ZM15 263H18V262H15ZM22 263H25V262H22ZM31 263V262H30ZM260 263V262H259ZM27 264V263H26ZM32 264V263H31ZM252 264V263H251Z\"/></svg>",
    "mask_w": 264,
    "mask_h": 264
},
{
    "label": "crops",
    "instance_id": "3",
    "mask_svg": "<svg viewBox=\"0 0 264 264\" xmlns=\"http://www.w3.org/2000/svg\"><path fill=\"white\" fill-rule=\"evenodd\" d=\"M184 89L179 85H176V87L171 88L170 93L164 97H160L153 101V103L156 105L155 108L147 110L146 119H148L146 122L148 125V132H161V131H170L169 129H165V127H170V125L176 127L180 125H186L187 127H196V124L198 122V119L193 115V112H195V108H184L183 113H181L180 110H178V113L176 115L168 114L166 112L168 105L171 104V106L177 104L179 106L182 105L181 103V95H183ZM185 102H188L185 100ZM165 104V105H164ZM194 105H197L196 103ZM188 109V110H187ZM160 110V111H159ZM149 111V112H148ZM150 112H153L150 114ZM180 113V114H179ZM183 114V115H182ZM179 115V116H178ZM182 115V116H180ZM162 116V117H161ZM148 117V118H147ZM153 117V118H152ZM171 117V118H170ZM179 117V118H178ZM174 118V119H173ZM185 118V119H184ZM169 119V120H168ZM172 119V120H171ZM152 120V121H151ZM189 120V121H188ZM150 121V122H149ZM156 121V122H155ZM161 121V122H160ZM167 122V124H166ZM171 122V123H170ZM151 123V124H150ZM158 123V124H157ZM155 124V125H154ZM165 125V126H164ZM176 125V126H175ZM152 126V127H151ZM155 126V127H154ZM154 128V129H153ZM153 129V130H152ZM157 129V130H156ZM172 131V130H171ZM183 131H189V132H196V129H188ZM138 146V147H137ZM137 147V148H136ZM136 149H142L147 148V146L141 145L139 142L136 145ZM149 148H154V146L150 145ZM149 163L150 160H147ZM165 167L163 168V172L160 176H166ZM144 176H150L149 173H145ZM142 177V176H141Z\"/></svg>",
    "mask_w": 264,
    "mask_h": 264
}]
</instances>
